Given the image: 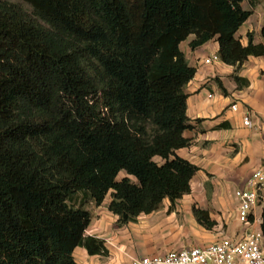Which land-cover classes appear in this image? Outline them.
<instances>
[{
	"label": "trees",
	"instance_id": "obj_1",
	"mask_svg": "<svg viewBox=\"0 0 264 264\" xmlns=\"http://www.w3.org/2000/svg\"><path fill=\"white\" fill-rule=\"evenodd\" d=\"M24 1L31 13L0 0V264H78L77 246L106 252L84 235L86 202L111 190L124 224L190 191L198 167L176 150L189 145L184 87L196 69L179 44L215 38L235 66L264 55V24L259 43L236 36L260 0Z\"/></svg>",
	"mask_w": 264,
	"mask_h": 264
},
{
	"label": "crops",
	"instance_id": "obj_2",
	"mask_svg": "<svg viewBox=\"0 0 264 264\" xmlns=\"http://www.w3.org/2000/svg\"><path fill=\"white\" fill-rule=\"evenodd\" d=\"M261 2L236 32L243 45L247 44V32H253L254 42L262 41L259 30L263 24L260 17L253 19ZM244 3L248 7L243 1L242 8ZM191 39L193 35L179 44L187 63L196 69L184 87L189 127L183 135L189 145L176 150L177 155L198 167L190 179V191L173 204L164 198L157 210L141 213L124 224H118V215L108 209L111 190L99 205L89 201L86 208L90 222L84 235L101 239L106 252L89 254L77 246L73 257L78 264H132V258L240 234L242 225L237 219L234 192L260 166L264 153V55L248 56L240 66L221 60L207 64L205 58L218 52L217 40L213 38L192 49ZM233 102L238 103L236 111L230 109ZM245 115L249 125L243 124ZM153 159L161 161L158 156ZM124 176L135 180L125 172L121 177ZM193 206L207 211L214 222L210 228L196 221ZM263 209L264 201L254 208L252 229H260Z\"/></svg>",
	"mask_w": 264,
	"mask_h": 264
},
{
	"label": "built area",
	"instance_id": "obj_3",
	"mask_svg": "<svg viewBox=\"0 0 264 264\" xmlns=\"http://www.w3.org/2000/svg\"><path fill=\"white\" fill-rule=\"evenodd\" d=\"M219 60L217 54L205 58V63ZM238 103L230 104L236 111ZM243 124L249 125L247 115ZM237 199V219L241 223L240 234L232 238L203 245L170 250L162 254L132 258V264H264V238L260 229H252L254 208L264 201V153L260 166L246 178L244 186L234 192Z\"/></svg>",
	"mask_w": 264,
	"mask_h": 264
},
{
	"label": "rangeland",
	"instance_id": "obj_4",
	"mask_svg": "<svg viewBox=\"0 0 264 264\" xmlns=\"http://www.w3.org/2000/svg\"><path fill=\"white\" fill-rule=\"evenodd\" d=\"M8 2H12L17 4L19 7H21L24 11L27 13H31V7L28 3H26L24 0H6ZM249 7V6H248ZM247 5L244 3V9H248ZM259 13V15H258ZM260 17V22L264 24V0L260 4H258L255 8V14L253 15V19H258ZM124 173V171H120L118 175V179L121 177V175ZM77 201L81 200V195L79 194L76 198ZM89 202L85 203V206H88Z\"/></svg>",
	"mask_w": 264,
	"mask_h": 264
}]
</instances>
